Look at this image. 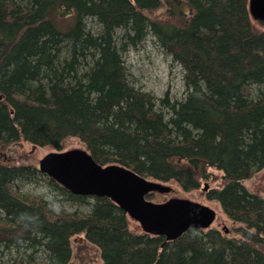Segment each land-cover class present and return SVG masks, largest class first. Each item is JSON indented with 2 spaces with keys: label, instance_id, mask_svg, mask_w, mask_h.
Instances as JSON below:
<instances>
[{
  "label": "trees",
  "instance_id": "16d2710c",
  "mask_svg": "<svg viewBox=\"0 0 264 264\" xmlns=\"http://www.w3.org/2000/svg\"><path fill=\"white\" fill-rule=\"evenodd\" d=\"M249 1L0 0V151L75 137L100 164L185 191L215 168L222 184L207 198L240 233L168 242L133 230L109 198L0 161V264H74L77 236L98 250L93 264H264V198L243 184L264 168V31ZM148 36L181 66L183 99L133 84L125 56ZM22 185L44 187L58 213Z\"/></svg>",
  "mask_w": 264,
  "mask_h": 264
},
{
  "label": "water",
  "instance_id": "95a60500",
  "mask_svg": "<svg viewBox=\"0 0 264 264\" xmlns=\"http://www.w3.org/2000/svg\"><path fill=\"white\" fill-rule=\"evenodd\" d=\"M249 11L264 21V0H250ZM38 169L73 194L111 199L143 232L168 242L191 229H211L217 218L216 210L190 199L149 200L150 194L166 195L173 188L119 164H100L86 148L50 152L39 161ZM223 231L229 232L226 227Z\"/></svg>",
  "mask_w": 264,
  "mask_h": 264
},
{
  "label": "rangeland",
  "instance_id": "374dc122",
  "mask_svg": "<svg viewBox=\"0 0 264 264\" xmlns=\"http://www.w3.org/2000/svg\"><path fill=\"white\" fill-rule=\"evenodd\" d=\"M252 27L260 32L264 31V21L254 18L251 15ZM126 64L131 74V80L137 88L151 92L157 98H162L166 93L173 100H181L185 97V84L183 80L184 72L180 65L175 63L163 49L157 44L152 36L138 46L131 49L125 56ZM32 144L17 143L0 151V161L15 165H33L38 167L39 161L48 153L58 151L54 146L33 147ZM34 148V149H33ZM75 148L85 149V145L78 138L71 137L62 143L61 150L66 151ZM212 177L208 181L202 182L199 189L192 191L183 190L176 182L171 181L167 184L172 187L171 193L162 195L154 194L151 198L153 202H164L172 197H179L197 201L216 210L217 218L212 228H219L223 231L226 227L231 237H238L240 233L235 232L239 225L234 223L224 213L219 202L209 200L207 192L211 188H220L222 184V173L215 168L210 169ZM246 189L264 198V168L255 172L250 178L243 182ZM208 186V190L205 187ZM21 191L29 199L44 198L48 203L49 210L53 215L58 213V207L52 201L50 194L46 193L45 188L38 185H22ZM130 227L135 231H142L138 222L129 219ZM74 264H93L100 261L98 250L83 236L73 239Z\"/></svg>",
  "mask_w": 264,
  "mask_h": 264
}]
</instances>
